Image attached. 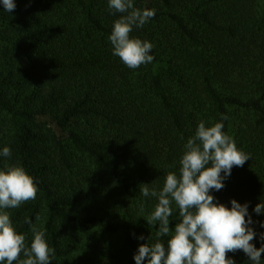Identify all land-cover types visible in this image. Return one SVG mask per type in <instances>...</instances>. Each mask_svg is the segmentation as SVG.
<instances>
[{"label": "trees", "instance_id": "16d2710c", "mask_svg": "<svg viewBox=\"0 0 264 264\" xmlns=\"http://www.w3.org/2000/svg\"><path fill=\"white\" fill-rule=\"evenodd\" d=\"M14 2L6 12L0 0V150L12 153L0 169L23 166L38 186L35 200L7 209L27 246L30 219L55 249L52 264H136L159 228L145 220L158 201L139 186L159 191L179 175L200 121L223 122L250 156L211 194L229 208L248 203L252 243L264 246V213L254 212L264 201V0H134L155 10L130 33L154 46L137 69L113 55L121 14L108 0ZM228 257L252 264L242 250Z\"/></svg>", "mask_w": 264, "mask_h": 264}, {"label": "clouds", "instance_id": "9594fccd", "mask_svg": "<svg viewBox=\"0 0 264 264\" xmlns=\"http://www.w3.org/2000/svg\"><path fill=\"white\" fill-rule=\"evenodd\" d=\"M2 4L6 12L16 8L14 0H2ZM108 8L121 14L108 37L113 55L130 69L151 63L153 44L131 37L130 33L154 18L155 10L137 8L134 0H108ZM227 119V115L221 117V121ZM223 129V122L206 126L200 121L194 136L184 145L179 175L168 172L159 191L150 189L148 184L139 186L144 197H155L158 201L145 220L149 225L159 223V228L155 242H151V235L148 243L140 244L134 255L136 264H144L145 260L147 264H235L228 253L240 250L252 264H261L264 246L257 248L252 243L257 233L250 227L253 220L248 203L240 204L233 199L229 208L211 194L224 188L234 166L243 167L250 158ZM11 154L7 146L0 150V156L7 158ZM37 193L34 178L23 166L6 164L0 169V264H52L55 249L49 246L42 226L25 220L33 236L27 246L25 235L17 232L7 211L35 200ZM173 202L181 218L174 230L169 227ZM254 212L264 213V201L255 206ZM36 220L40 221L41 217L37 215ZM165 236L169 237L167 247L161 239ZM139 239L145 238L141 235ZM260 239L264 242V233Z\"/></svg>", "mask_w": 264, "mask_h": 264}, {"label": "rangeland", "instance_id": "374dc122", "mask_svg": "<svg viewBox=\"0 0 264 264\" xmlns=\"http://www.w3.org/2000/svg\"><path fill=\"white\" fill-rule=\"evenodd\" d=\"M105 238L106 237H102L99 235V238H97L98 240H100V246H102L103 244H105Z\"/></svg>", "mask_w": 264, "mask_h": 264}]
</instances>
